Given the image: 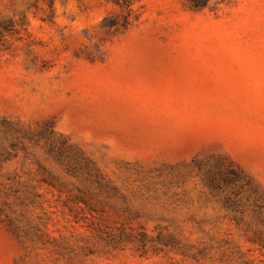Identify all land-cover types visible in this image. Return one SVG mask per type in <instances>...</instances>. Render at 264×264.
<instances>
[{
	"label": "rangeland",
	"instance_id": "rangeland-1",
	"mask_svg": "<svg viewBox=\"0 0 264 264\" xmlns=\"http://www.w3.org/2000/svg\"><path fill=\"white\" fill-rule=\"evenodd\" d=\"M129 1L0 0V264H264V0Z\"/></svg>",
	"mask_w": 264,
	"mask_h": 264
},
{
	"label": "trees",
	"instance_id": "trees-1",
	"mask_svg": "<svg viewBox=\"0 0 264 264\" xmlns=\"http://www.w3.org/2000/svg\"><path fill=\"white\" fill-rule=\"evenodd\" d=\"M116 5L122 9V16L106 18L103 21V26L106 29L114 31V33H122L128 30L131 25V6L132 3L129 0H114ZM214 0H188L187 7L191 11H202L207 8L217 10L218 6L225 1H215L214 7L211 4Z\"/></svg>",
	"mask_w": 264,
	"mask_h": 264
}]
</instances>
